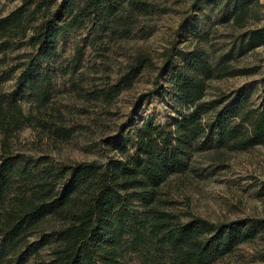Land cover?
I'll return each mask as SVG.
<instances>
[{
  "label": "trees",
  "instance_id": "obj_1",
  "mask_svg": "<svg viewBox=\"0 0 264 264\" xmlns=\"http://www.w3.org/2000/svg\"><path fill=\"white\" fill-rule=\"evenodd\" d=\"M155 8L153 0H22L0 16V264H26L31 257L44 264L40 250L51 241L41 243L33 236L45 234L44 224L53 219L60 223L50 226L49 236L56 264H133V252L141 253L143 264H215L264 227V217L213 221L197 214L184 218L172 208L166 186L172 176L186 174L194 153L215 148L222 157L223 149L264 143V102L250 106L244 95L204 100L210 79L235 70L223 58L212 61L199 44L187 52L178 49L180 34L192 25L190 17L177 26L152 87L139 97L168 95L181 108L172 124L144 119L132 138L130 130L121 139L106 141L105 160L55 164L12 148L11 140L24 126L53 141L74 134L56 100L55 70L45 65L56 55L62 36L90 22L112 38L129 37L140 16ZM249 9L243 2L235 19L243 20ZM13 40L29 49L11 65ZM263 40L261 28L249 35L246 47ZM82 57L79 46L76 59ZM153 64L149 53L139 51L114 83L78 90L87 101L110 104ZM167 69L169 85L162 80ZM13 78L14 87L4 90L3 84ZM23 93L31 100L29 112ZM260 257L264 261V251Z\"/></svg>",
  "mask_w": 264,
  "mask_h": 264
},
{
  "label": "rangeland",
  "instance_id": "obj_2",
  "mask_svg": "<svg viewBox=\"0 0 264 264\" xmlns=\"http://www.w3.org/2000/svg\"><path fill=\"white\" fill-rule=\"evenodd\" d=\"M153 1L155 11L141 15L129 37L112 38L102 28L95 30L87 22L59 39L56 55L45 65L55 70L56 100L65 110L67 124L75 128L74 134L67 140L53 141L32 127L24 126L11 140L13 149L34 159L47 158L55 164L105 160L106 141L111 137L121 139L130 130L132 138L136 124L144 119L172 124L181 108L168 95L157 92L146 99L139 97L152 87L162 64V52L185 17L193 22L189 30L180 34L178 49L187 52L199 44L212 61L223 58L235 70L225 77L210 79L204 100L227 97L234 100L244 95L250 106L259 107L264 102V40L255 47H246L249 35L264 28V0ZM21 2L0 0V16L8 14ZM243 2L248 3L250 9L243 20H236L234 13ZM197 3L201 8L195 9ZM79 46H83L81 60L76 59ZM28 49L25 42L13 40L8 50L9 63L14 65L17 55ZM139 51L149 53L154 64L134 79L132 87L124 89L110 104L101 100L87 101L81 96V87L91 90L114 83ZM169 71L162 75L166 85H169ZM80 73L85 75L86 81ZM14 85L15 78L5 82L3 89L10 90ZM21 100L24 110L29 112L31 100L25 93ZM223 151L222 157L215 148L197 151L191 157L186 174L172 176L166 186L172 208L184 218L197 214L213 221L264 217V143L246 150ZM53 220L44 224L45 234L40 231L33 236L41 243L51 241L40 250L44 264H56L50 253L54 238L49 236L50 226L60 223ZM263 251L264 227H261L252 240L241 243L215 264H264L260 257ZM130 257L131 263L143 264L141 253L133 252ZM35 262L36 257H31L26 264Z\"/></svg>",
  "mask_w": 264,
  "mask_h": 264
}]
</instances>
